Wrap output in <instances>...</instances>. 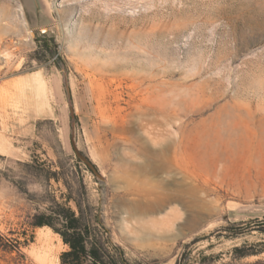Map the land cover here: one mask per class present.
I'll list each match as a JSON object with an SVG mask.
<instances>
[{
    "label": "rangeland",
    "instance_id": "obj_1",
    "mask_svg": "<svg viewBox=\"0 0 264 264\" xmlns=\"http://www.w3.org/2000/svg\"><path fill=\"white\" fill-rule=\"evenodd\" d=\"M161 134L169 167L149 173ZM85 155L89 200L131 260L175 264L193 237L264 217V0H0V233L23 241L28 192L42 191L17 187L18 161ZM138 186L173 197L135 213L157 197ZM41 230L61 264L67 246L49 227L20 251L0 246V264H39L29 251ZM210 242L228 261L225 237L193 255Z\"/></svg>",
    "mask_w": 264,
    "mask_h": 264
},
{
    "label": "trees",
    "instance_id": "obj_2",
    "mask_svg": "<svg viewBox=\"0 0 264 264\" xmlns=\"http://www.w3.org/2000/svg\"><path fill=\"white\" fill-rule=\"evenodd\" d=\"M38 46L45 54L55 57L57 64L61 55L53 38H37ZM71 156L67 155L66 159ZM21 167L18 180L15 181L19 189L25 190L30 183H39L41 192H28V202L33 209L22 222L24 226L21 234L25 237L9 238L0 233V246L21 250L33 238L27 237L30 229L49 227L62 238L67 249L60 255L61 264H158L159 260L148 261L144 258L131 260L124 248L112 240L110 230L106 226L103 216L95 211L87 192L84 166L94 169L96 166L91 159L84 156L77 159L70 166L46 164L34 156L30 161H18ZM55 166V167H54ZM63 183L61 187L54 188ZM25 192H27L25 190ZM28 226V228L25 227ZM213 237H225L236 241L227 252L228 261H221L222 252L206 253L214 248L209 243L200 249L196 255L193 250L201 241H210ZM264 253V217L249 220L228 221L215 227L208 233L193 237L183 244V250L175 264H242V260Z\"/></svg>",
    "mask_w": 264,
    "mask_h": 264
},
{
    "label": "bare ground",
    "instance_id": "obj_3",
    "mask_svg": "<svg viewBox=\"0 0 264 264\" xmlns=\"http://www.w3.org/2000/svg\"><path fill=\"white\" fill-rule=\"evenodd\" d=\"M155 120V119H154ZM159 123H164V120H160ZM166 135L161 134V137L157 142L160 144L158 147L151 146L147 149L152 153L150 158H148V163L144 166L147 168L149 173L158 174L162 169L168 168L169 166L166 164L165 159L167 157L168 149H170L171 144L170 142L166 141ZM232 139H229L228 142L230 143ZM174 146L177 148L183 144L182 140L179 139L174 142ZM199 144H202L199 141ZM144 167V169H145ZM136 191L139 194H147V195H155L156 198H152L150 202L147 204H137L133 209L135 213H147L150 210H154L163 205L165 200L171 199L173 195L171 194H164L163 196L157 195L156 189L138 186L136 187ZM178 198H180L178 196ZM43 230L39 232L38 241L35 245L32 246L29 253L33 256L36 262L39 264H58L59 258L57 257V247L49 240V238L43 234Z\"/></svg>",
    "mask_w": 264,
    "mask_h": 264
},
{
    "label": "water",
    "instance_id": "obj_4",
    "mask_svg": "<svg viewBox=\"0 0 264 264\" xmlns=\"http://www.w3.org/2000/svg\"><path fill=\"white\" fill-rule=\"evenodd\" d=\"M47 29H48V26L40 27L41 31H47ZM31 32L34 34V30H32Z\"/></svg>",
    "mask_w": 264,
    "mask_h": 264
}]
</instances>
